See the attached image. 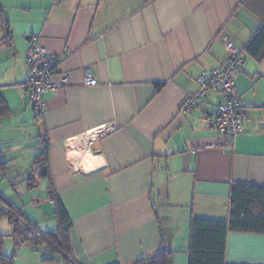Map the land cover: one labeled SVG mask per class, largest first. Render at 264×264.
Returning <instances> with one entry per match:
<instances>
[{
    "label": "crops",
    "instance_id": "crops-1",
    "mask_svg": "<svg viewBox=\"0 0 264 264\" xmlns=\"http://www.w3.org/2000/svg\"><path fill=\"white\" fill-rule=\"evenodd\" d=\"M241 2L0 0L12 33L0 51V93L10 108L0 118L10 128L1 141L20 150L7 167L17 179L34 176L32 146L40 130L48 136L52 180L73 222L78 264H136L162 245L176 252L174 264H188L191 216L227 219L233 183L264 185V60L248 55L256 65L244 53L235 77L251 105L235 141L224 144L206 128L221 95L180 111L197 92L196 77L225 62L223 36L243 49L263 24ZM36 36L63 57L57 77H69L46 95L38 121L26 60ZM87 72L97 84H86ZM110 125L115 130L97 135ZM226 260L264 264V235L229 233Z\"/></svg>",
    "mask_w": 264,
    "mask_h": 264
},
{
    "label": "trees",
    "instance_id": "trees-1",
    "mask_svg": "<svg viewBox=\"0 0 264 264\" xmlns=\"http://www.w3.org/2000/svg\"><path fill=\"white\" fill-rule=\"evenodd\" d=\"M241 4L264 19V0H242ZM0 33H4L2 38L4 42L7 44L11 42V27L8 19L3 14L1 5ZM243 52L258 62L264 60V22L255 30L248 43L243 47ZM33 110L36 120H41L45 112L39 114L35 111L34 107ZM9 112L10 108L0 93V117L7 116ZM37 138V144L32 146V148H36L37 150L32 168L36 171L38 169L40 176L48 180L47 196L53 204L57 227L51 231L40 229L37 223L27 217L18 207H15L12 212H4L0 209V216L1 218L6 216L14 226V232L11 236L15 241L16 247L27 245L32 250H36L39 245H44L47 250L53 253H59L63 257L65 264H78L74 258L75 248L71 240L73 222L52 180L50 169V141L48 136H45L41 130ZM13 161L14 159L4 163L6 165L5 168ZM32 173V171H29L24 181L28 182L30 188H35L37 187V181L35 175L32 176ZM229 208L230 214L227 219L191 216L189 222L188 264H228L226 260L227 238L231 232L264 235V185L247 182L233 183ZM19 215L23 216L25 220L24 228L20 227L22 217ZM161 235L163 238V234ZM2 238L0 235V264H14L16 254L14 253L12 257H9L2 252ZM175 253L162 245L154 256L141 258L136 264H174L173 258ZM54 258L52 256L46 258V260H52Z\"/></svg>",
    "mask_w": 264,
    "mask_h": 264
},
{
    "label": "built area",
    "instance_id": "built-area-1",
    "mask_svg": "<svg viewBox=\"0 0 264 264\" xmlns=\"http://www.w3.org/2000/svg\"><path fill=\"white\" fill-rule=\"evenodd\" d=\"M223 43L226 49L225 62L213 70H203L196 77L197 92L184 99L180 111L189 112L201 106L210 96L221 95L223 99L219 102L215 115L207 121L206 128L215 129L226 144L228 141H235L245 132L247 109L251 105L244 102L235 81V76L242 71L245 63L243 49L229 35L223 36ZM26 60L30 70L27 83L29 97L35 111L43 114L46 110V95L69 84L68 76L57 77V68L63 57L51 55L36 36L32 38L27 48ZM86 84H97V80L92 79L88 72ZM115 128V125L104 127L97 135L103 136Z\"/></svg>",
    "mask_w": 264,
    "mask_h": 264
},
{
    "label": "rangeland",
    "instance_id": "rangeland-1",
    "mask_svg": "<svg viewBox=\"0 0 264 264\" xmlns=\"http://www.w3.org/2000/svg\"><path fill=\"white\" fill-rule=\"evenodd\" d=\"M3 36L4 33H0V51L5 48L2 40ZM6 55L7 51L4 50L1 57L6 58ZM245 56L252 63L259 65L258 62L250 60L247 54ZM2 79L0 66V86L3 85ZM3 119H0V209L4 212H12L15 207H18L27 217L37 223L40 229L44 231L54 230L57 227V220L53 213V206L47 198L46 187L48 180L40 176V171L37 173L38 169L37 171L34 170L37 187H35L34 193L31 194L27 188V182L24 179H17L18 177H15V173H13L11 168H5L6 165L4 163L12 160L20 150H16V143L1 141V138L6 134L5 130L10 129L7 127L9 120ZM13 163L14 161L10 162V164ZM20 217H22L20 227L24 228L25 220L23 216ZM13 232L14 226L9 222V219L6 216L1 218L0 235L3 237L2 252L9 257H12L15 253L14 264H65L63 257L59 253L47 250L44 245H39L36 250H32L27 245L16 247L15 241L11 236ZM52 256L55 258L46 260V258ZM177 264L181 263L178 262Z\"/></svg>",
    "mask_w": 264,
    "mask_h": 264
},
{
    "label": "water",
    "instance_id": "water-1",
    "mask_svg": "<svg viewBox=\"0 0 264 264\" xmlns=\"http://www.w3.org/2000/svg\"><path fill=\"white\" fill-rule=\"evenodd\" d=\"M96 147V146H95ZM0 221H1V216H0Z\"/></svg>",
    "mask_w": 264,
    "mask_h": 264
},
{
    "label": "clouds",
    "instance_id": "clouds-1",
    "mask_svg": "<svg viewBox=\"0 0 264 264\" xmlns=\"http://www.w3.org/2000/svg\"><path fill=\"white\" fill-rule=\"evenodd\" d=\"M46 111V110H45Z\"/></svg>",
    "mask_w": 264,
    "mask_h": 264
}]
</instances>
